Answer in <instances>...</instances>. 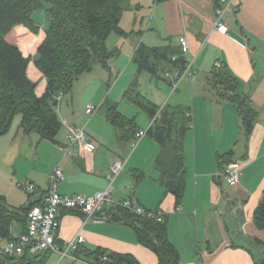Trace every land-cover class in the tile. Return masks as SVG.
I'll return each instance as SVG.
<instances>
[{"label": "crops", "instance_id": "obj_1", "mask_svg": "<svg viewBox=\"0 0 264 264\" xmlns=\"http://www.w3.org/2000/svg\"><path fill=\"white\" fill-rule=\"evenodd\" d=\"M217 2L128 0L132 25L122 27V38L127 44L122 51L130 52L131 60L140 44L175 47L180 36L186 37L190 51L196 55L191 67L193 82L190 84L183 78L181 82H187L180 91L176 90L175 97L170 94L171 104L165 100L169 93L165 87L159 90L156 101L148 99L160 108L164 104L186 108L191 117V124L183 135L185 175L180 202L176 204L171 194H164L159 183L160 172L155 166L159 146L146 134L139 139H120L105 114L103 119L91 117L86 127H82L92 141V150L74 149L67 156L60 150L67 144V127L63 126L64 133L57 135L55 142L16 129L13 134L0 137V199L15 217L9 225V237L25 232L27 213L33 202L17 189L18 180L29 181L46 191L49 171L60 167L64 175V181L58 185L60 194L91 196L105 189L110 167L122 160L121 173L126 169L127 174L113 187L114 200H130L146 211L161 212L168 240L178 252L179 264H255L263 258L258 249L249 248L248 252L234 245L244 244L239 234L264 242V230H258L252 223V214L264 192V0H234L225 16L226 35L213 28ZM149 5L150 12L144 8ZM30 36L24 28H16L6 40L23 56L33 58L40 41ZM33 42L38 44L35 46ZM216 63L237 80V91L247 98L256 113L248 138L241 137L243 129L236 105L212 91L216 88L211 71ZM27 76L37 84L36 94H43L45 81L32 61ZM195 81L198 83L194 84ZM164 83L169 88L168 83ZM59 101L55 107L58 120L77 128L74 120L67 121L64 111L58 115ZM119 113L134 119L137 133L146 131L151 124L146 114L137 108L131 116ZM223 155H229L241 167L235 188L217 176L219 157ZM121 173L118 179L122 178ZM222 184L227 189H223ZM59 221L61 243L80 235L84 239L82 251L100 248L128 254L138 264H157L156 255L138 243L129 226L110 221H85L80 212H62ZM7 242L0 237V248Z\"/></svg>", "mask_w": 264, "mask_h": 264}, {"label": "trees", "instance_id": "obj_2", "mask_svg": "<svg viewBox=\"0 0 264 264\" xmlns=\"http://www.w3.org/2000/svg\"><path fill=\"white\" fill-rule=\"evenodd\" d=\"M128 0H0V137L5 135L15 116H20L23 133H36L40 138L55 142L61 129L53 102L71 92L76 81L84 73H89L94 64L106 67L114 55L106 49V40L111 33L123 35L119 22ZM44 10L47 27L44 37L36 47L32 57H25L21 51L6 40L8 33L17 25L37 31L33 13ZM117 53V50L115 49ZM178 55L175 62L170 57ZM34 68L45 81V90L36 94L37 84L27 76L28 65ZM132 61L138 72L146 70L156 80L171 84L163 77L165 70H183L186 59L174 47H146L140 44L135 50ZM214 87L224 99L236 105L244 138H248L253 127L256 113L248 100L238 92V82L222 66L211 71ZM140 111L150 121L146 130L159 146L160 153L155 166L160 172L159 183L164 194H171L178 204L184 189L185 165L183 156V135L191 124L185 116L187 109L164 104L162 108L143 97L134 81L123 93V98ZM59 100V99H58ZM106 121L120 134V139L128 141L137 134L134 119H127L117 110V104L104 100ZM100 106V107H101ZM231 155V154H229ZM229 155L219 157V172L225 165L236 162ZM110 222L129 226L136 234L138 243L152 251L157 264H179L176 249L167 237L166 223L156 222L153 218L134 215L127 210L111 206L103 208ZM145 212H149L146 211ZM156 212L153 213L154 215ZM0 199V237L7 241L9 225L14 219ZM252 223L258 230H264V192L252 214ZM27 225V224H26ZM26 232V227H25ZM24 232V233H25ZM244 244L234 245L250 252L258 249L263 258L255 264H264V242L254 237L242 236ZM50 253L21 257H1L0 264H46ZM77 256L87 257L91 264H138L128 254H118L100 248L94 251H78ZM105 258V261H103ZM89 264V263H86Z\"/></svg>", "mask_w": 264, "mask_h": 264}, {"label": "built area", "instance_id": "obj_3", "mask_svg": "<svg viewBox=\"0 0 264 264\" xmlns=\"http://www.w3.org/2000/svg\"><path fill=\"white\" fill-rule=\"evenodd\" d=\"M233 3L234 0H218L214 9L215 21L213 28L221 35L228 33L225 16L230 12ZM176 45L179 53L186 59L187 63L181 71L173 69L163 72V77L170 82L173 92L177 90L183 78H186L190 84L193 82L191 67L196 57L190 51L185 36H180L176 40ZM177 59V54L170 57L171 62H175ZM215 66L219 67L220 65L216 63ZM93 111H95L93 106L87 105L85 107L86 115H91ZM185 116L191 119L189 112H186ZM145 134L146 131H139L135 135V139H139ZM66 140L67 144L60 147L63 156L71 155L74 149L90 152L93 148L91 139L82 128L68 127ZM123 167L124 162L122 160L114 162L109 169L105 189L95 192L91 196L60 194L58 185L64 181V175L60 167H54L49 171V183L46 191L40 190L29 181L16 182L17 189L31 197L33 202L27 213L26 232L20 236L12 237L4 247L0 248V256L21 257L25 252H28L29 255L50 253L56 255L59 261L64 259H69L73 262L81 261L77 254L82 249L83 237L78 235L74 240L67 243H61L58 238L59 216L62 212H80L83 214L85 221H108L109 217L103 212V208L108 205L121 207L134 215L143 216L147 219L153 218L158 223L162 222L163 214L161 212H157L154 215L153 213L145 212L144 209L130 200H114V181L121 173ZM240 171V165L237 162H231L225 165L217 176L222 177L229 187L235 188L239 183ZM103 261H105V258H103ZM83 263L86 264L85 262Z\"/></svg>", "mask_w": 264, "mask_h": 264}, {"label": "rangeland", "instance_id": "obj_4", "mask_svg": "<svg viewBox=\"0 0 264 264\" xmlns=\"http://www.w3.org/2000/svg\"><path fill=\"white\" fill-rule=\"evenodd\" d=\"M130 2H132V0H130ZM125 6L126 12L124 11V17L123 19L121 17L119 22V28L121 30L122 27H128L129 25H132L130 24L132 21L131 14L129 13L131 11V8L129 7L128 2ZM144 8H147L149 12L152 9L151 5H149L148 7L145 6ZM32 19L35 21V23H37L36 32L28 30V28H25L22 25H17L8 33V35L16 28H24L27 34L28 32L31 33L30 37L32 40L36 38L37 41H41L39 39H42L44 37V31L47 27V21L45 18L44 10L42 9L33 13ZM39 31H42L43 33L41 32L42 34H40ZM123 43L124 39L122 38V36H119L115 33H111L106 40L105 46L108 52H114V55L108 59L106 67H100L99 65L94 64L92 70L89 73H84L80 76L78 81L74 83L70 93L59 98L60 101L57 106L58 115H60V111H64L66 115L65 118L67 119V121H70L71 119L74 120V122L77 124V129H80V127L82 128L84 125L86 127V124H88L87 122L93 116L99 119H103L102 117L105 114V108L101 106V104L104 100L111 103H118L117 110L119 112L128 114L130 116L133 115L136 108L128 101L127 98H123V93L130 88V85L134 81L137 83V87L140 90L141 95L147 99H149L150 97V99H154V101H156L155 97H157L159 90L164 87L167 89V92H169L165 98L166 102H172V99L169 100L170 94L174 97L176 96V91L173 92L171 87L168 88L163 81L156 80L155 78H153V76H151L150 73L146 70L138 72L136 64L130 59V52H126L124 50L122 51V49L125 48L127 45L126 43H124L122 47ZM33 44L35 43L33 42ZM37 44H35V46ZM115 49L117 50V53L115 52ZM186 82L187 81L181 82L178 85V91L181 90L183 84H186ZM197 83L198 81L194 82V84ZM212 91H214L213 93L221 92L218 89H212ZM86 104L91 105L95 108V111H93L91 115L85 114ZM20 122V116H15L12 120L8 132L5 135H7L8 133L13 134L16 129L21 130ZM60 123L61 129L58 135L64 133L63 126H65V128L72 126L71 124L62 123L61 120ZM74 126L75 125H73V127ZM241 137L243 138L244 136L241 135ZM121 174L122 178H117L118 181L116 182V184H114V187L118 185L120 179H124L127 174V170L125 169ZM18 181L23 182L24 180ZM222 185L223 189H227L224 184ZM80 260L81 261L79 262H73L69 259L59 261V258L54 256L53 254L49 256L47 264H84L83 262L91 264V260L87 257H81Z\"/></svg>", "mask_w": 264, "mask_h": 264}, {"label": "water", "instance_id": "obj_5", "mask_svg": "<svg viewBox=\"0 0 264 264\" xmlns=\"http://www.w3.org/2000/svg\"><path fill=\"white\" fill-rule=\"evenodd\" d=\"M57 101H58V100H56L55 102H53V107H56V105H57Z\"/></svg>", "mask_w": 264, "mask_h": 264}]
</instances>
